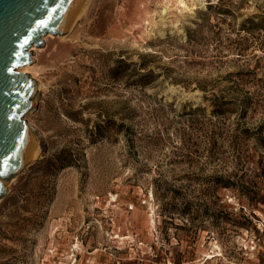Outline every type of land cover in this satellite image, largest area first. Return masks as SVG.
Listing matches in <instances>:
<instances>
[{
	"label": "rangeland",
	"instance_id": "1",
	"mask_svg": "<svg viewBox=\"0 0 264 264\" xmlns=\"http://www.w3.org/2000/svg\"><path fill=\"white\" fill-rule=\"evenodd\" d=\"M182 1L94 0L33 56L0 264H264V0Z\"/></svg>",
	"mask_w": 264,
	"mask_h": 264
},
{
	"label": "water",
	"instance_id": "2",
	"mask_svg": "<svg viewBox=\"0 0 264 264\" xmlns=\"http://www.w3.org/2000/svg\"><path fill=\"white\" fill-rule=\"evenodd\" d=\"M82 0H0V200L9 181L22 174L36 137L27 116L35 106L38 84L28 73L34 46L47 35L64 36L68 20Z\"/></svg>",
	"mask_w": 264,
	"mask_h": 264
},
{
	"label": "bare ground",
	"instance_id": "3",
	"mask_svg": "<svg viewBox=\"0 0 264 264\" xmlns=\"http://www.w3.org/2000/svg\"><path fill=\"white\" fill-rule=\"evenodd\" d=\"M184 1H182V6L185 9H190L189 6ZM93 3H94V0H82L77 5V7L75 8V11H76L75 13L76 14L71 18V20L70 19L68 20V22H67V24L65 26V32H66L65 35L69 34V32L74 28V26L78 24V22L84 20L87 17V15L89 14V11H90ZM195 9H196V7H193L192 8V10H195ZM188 11H190V10H188ZM64 36H62V38H64ZM56 37H58V36H53V35H47V36H45L44 37L45 43L47 42V39H49V38L55 39ZM45 47H46V44H45ZM32 51L35 52V58H36V54L38 52L43 51V50L41 48H38V47L34 46L32 48ZM21 70L23 72H25V73H28L33 79L36 80L37 84H39L38 85V90L39 91H42L43 90L42 82L39 79V77H40V69H39V67L36 64L35 65L32 64V65L26 66V67H24ZM38 97H39V94H37V96L35 98V106L29 112V115L27 117L33 115L36 112L35 107H36V103L38 101ZM29 125L33 129V131H34L33 124L31 122H29ZM42 154H43L42 146L39 144L38 139L35 137L32 140V142H31V145H30V148H29V152H28V154L26 156V162L29 163V164H31L34 160H36Z\"/></svg>",
	"mask_w": 264,
	"mask_h": 264
}]
</instances>
